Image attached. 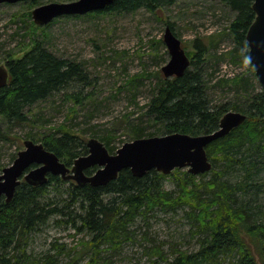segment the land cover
I'll return each instance as SVG.
<instances>
[{
	"label": "trees",
	"instance_id": "16d2710c",
	"mask_svg": "<svg viewBox=\"0 0 264 264\" xmlns=\"http://www.w3.org/2000/svg\"><path fill=\"white\" fill-rule=\"evenodd\" d=\"M220 1L236 15L226 26L229 36L224 31L232 40V48L220 52L216 46L218 52L214 53L212 37L208 41L196 39L193 46L198 52H187L192 61L185 75L165 77L155 84L143 107L145 113L139 116V125H129L132 140L154 137L156 133L198 136L216 131L224 115L232 110L247 114L242 126L207 147L212 171L199 176L185 173L184 179L175 181L176 191L167 190L163 174L155 170L136 178L125 169L117 180L101 187L78 186L61 177H50L46 185L37 187L23 182L13 201L6 204L2 200L0 205V264H76L73 259L61 262L65 256L63 245L51 243L45 253L33 254L31 241L37 229L51 220L61 225L67 217L68 230L86 232L91 238L86 243L87 250L98 254L101 247H119L131 240L136 219L147 218L157 209L166 213L184 212L192 238H197L195 250L182 251L176 246L168 255L163 251L161 257L166 264H264V89L249 61L246 39L256 18L254 0ZM176 2L117 0L98 14L142 8L155 11ZM26 48L27 45L9 52L10 79L8 86L0 89V116L11 128L31 123L32 106L88 79L81 64L59 58L42 41L35 42L23 58L14 59ZM213 57L217 59L214 64ZM242 61L250 65L260 90L246 73L218 76L219 69L209 72L224 63L238 65ZM214 89H221L226 95L233 93L236 98L215 103L211 97ZM143 118L148 119L149 127H156L155 133L147 132L148 126H142ZM0 139L11 140L3 126H0ZM85 141L70 131L39 140L68 167L88 154ZM113 141L115 137L106 146L111 154L117 150L111 146ZM53 183L69 185L67 192L53 190L61 194L59 201L52 197L49 186ZM158 249L154 247V253ZM102 260L106 258H94L92 262Z\"/></svg>",
	"mask_w": 264,
	"mask_h": 264
},
{
	"label": "rangeland",
	"instance_id": "374dc122",
	"mask_svg": "<svg viewBox=\"0 0 264 264\" xmlns=\"http://www.w3.org/2000/svg\"><path fill=\"white\" fill-rule=\"evenodd\" d=\"M74 1L77 0L0 4V66L8 65L9 52L27 45L24 52L14 56V59H21L35 42L42 41L59 58L81 64L88 78L84 84H74L29 108L31 123L28 125L11 128L0 116V126L11 138L10 141L0 139V174L13 165L19 152L25 149L26 140L41 143L42 137L70 131L85 142L96 138L105 146L115 137L111 146L117 150L132 142L129 125H139V116L145 113L143 107L149 101L153 86L165 79L162 69L170 60L164 42L167 26L173 27L189 54L198 52L193 46L196 39L208 41L212 37L215 43L211 52L214 53L218 52L216 46L220 52L233 46L232 40L226 37V26L236 15L220 0H177L175 4L157 7L155 11L142 8L63 16L44 27L37 26L32 18L31 12L37 6ZM211 61L214 64L217 59L213 57ZM240 63H224L209 72L219 69L218 76L246 73L260 90L250 65ZM213 91L211 97L215 103L236 98L233 93L226 95L221 89ZM144 122V127L151 125L148 119ZM155 128L148 126L147 132L155 133ZM106 136L108 140L104 139ZM156 136L163 135L156 133ZM185 173H188L187 168L176 169L170 175L163 174L165 188L176 191L175 181L184 179ZM68 187V184L57 186L55 183L49 186L56 201L61 194L53 190L67 192ZM63 219L61 225L51 220L38 229L31 241L33 254L45 253L54 243L64 246L62 263L73 259L76 264H166L161 257L163 251L168 255L176 246L182 251L197 249V238H192L190 223L182 211L175 214L157 209L147 218L136 219L132 227L134 239L122 242L119 247H101L98 254L87 250L86 243L91 239L87 233L68 230V218ZM154 247L159 248L155 253ZM100 257L106 260L92 262Z\"/></svg>",
	"mask_w": 264,
	"mask_h": 264
},
{
	"label": "water",
	"instance_id": "95a60500",
	"mask_svg": "<svg viewBox=\"0 0 264 264\" xmlns=\"http://www.w3.org/2000/svg\"><path fill=\"white\" fill-rule=\"evenodd\" d=\"M25 1L35 0H0V4ZM115 1L117 0L55 2L35 8L32 16L36 25L46 26L59 17L84 16L105 11ZM253 10L256 18L246 38L249 61L264 89V0H254ZM164 42L170 55L169 62L162 69L165 77H183L192 60L171 26L166 28ZM9 76L8 67L0 66V89L8 85ZM247 119V114L230 111L224 115L219 128L214 132L198 136L174 133L136 139L125 143L115 154H111L103 142L93 138L87 142L88 154L76 159L72 168L44 144L27 140L25 149L19 152L13 165L0 174V202L5 198L6 204L11 203L23 179L34 187L46 185L50 177H61L63 180L75 182L78 186L90 184L101 187L117 180L125 169H129L136 178H142L152 170L170 175L176 169L186 168L192 175H204L213 169L207 147L227 137ZM94 168H97L94 173L87 174L88 170Z\"/></svg>",
	"mask_w": 264,
	"mask_h": 264
},
{
	"label": "bare ground",
	"instance_id": "6f19581e",
	"mask_svg": "<svg viewBox=\"0 0 264 264\" xmlns=\"http://www.w3.org/2000/svg\"><path fill=\"white\" fill-rule=\"evenodd\" d=\"M236 42V41H235ZM13 54V53H12ZM77 132V131H76ZM225 155V154H224ZM3 168V167H2ZM183 176V175H182ZM74 189V188H73ZM38 230V229H37ZM35 231V230H34ZM62 257V256H61Z\"/></svg>",
	"mask_w": 264,
	"mask_h": 264
}]
</instances>
